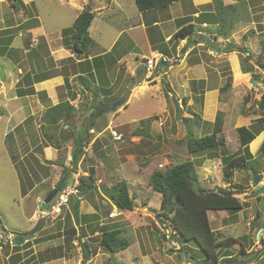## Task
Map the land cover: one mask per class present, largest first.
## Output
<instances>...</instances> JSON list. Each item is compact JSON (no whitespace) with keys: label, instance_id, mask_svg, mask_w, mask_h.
<instances>
[{"label":"rangeland","instance_id":"1","mask_svg":"<svg viewBox=\"0 0 264 264\" xmlns=\"http://www.w3.org/2000/svg\"><path fill=\"white\" fill-rule=\"evenodd\" d=\"M49 1L35 0L36 9L35 7L28 9V14L33 18L35 16L33 15L35 9L41 25L48 31H53V33L71 27L73 22L71 11L60 7L56 2L50 4ZM1 2L0 0V29L2 26H7L13 21L11 11L6 5L10 4V0H5L2 4ZM218 6H221V10H224L222 13L224 20L229 19L231 13L237 9L233 6H227V8L220 4ZM18 16H22L21 13ZM150 16L156 19V11L155 13H151ZM202 22L207 24V28L201 27ZM33 23L34 21L31 20L20 24L17 28L0 30V39L10 35L13 36V39L15 38L13 44L11 43L12 45L7 46V51H10L9 47L13 48L10 54L11 60L2 57V50L6 49V46L2 48L3 46L0 44V69H2L4 76L8 73L6 65L12 67L13 70L10 71L11 75H16L17 68L15 65L20 64V59L17 58V47L24 45V48L28 49L30 44L32 47H35L37 44L40 46L42 43L45 45L44 41H46V38L37 40L33 36H29L23 32V35L22 33L21 35H17V31L21 32L26 26H32ZM140 24L143 25L142 14L138 12L133 2L127 10L126 15L119 13L113 18L106 16L102 21L101 18L95 19L88 30L90 42L93 44L90 46L88 45L89 43H86L87 51L90 54L97 55L109 51L108 55L104 54L94 61L82 63L80 68L83 71L81 74L77 73L75 76L80 78H75L69 84L70 95L75 90L77 91L80 86H82V90H84L83 87H87L90 93L97 92L98 94V99L93 94H91L92 99L89 94L87 95L88 100L86 102L94 103V112L92 109L89 113L90 109H86L88 113L81 116V119H78L80 124L86 122L87 125L91 121L90 119L96 120V126L102 132H100L101 137L96 139L95 147H92L94 153L91 147L87 151L84 148L87 161L84 166L87 170L84 171L86 175L89 172L94 173V184L96 186L93 190L87 191L89 194H87L85 199L88 204L90 203L96 207L97 219H100L104 224L110 222L113 225L112 227H102L103 232L120 229L122 232L121 236L129 242L128 248L110 255L97 245L98 236H95L89 239V244L87 243L89 247L88 253L90 251L89 256L96 257L94 264H144V257L147 259L149 256H153L156 260L167 261L169 256L174 254L179 255V252L176 250L179 243L176 238L172 240L171 237L173 233H176L164 227L157 218V215L161 211V195L151 190L148 186V178L155 170L164 172L176 164L191 161L195 166L197 176V185H194V187L204 190L221 188L226 190V192L232 193L235 192L236 187L242 188L244 193L233 195L242 204L241 211L233 217L225 215L222 224L225 228L217 230V232H220L221 236L225 238H241V243L245 246L246 250H249L246 256H250L248 261L253 264H264V230L260 234L259 241L253 240L252 235L254 234L255 224L253 226L251 224L255 217H259L260 211L261 216H263L264 196L260 197V195L264 194V182L258 184V188L255 187L251 181V170H247L241 172L234 171L229 183H225L222 172L223 156H219L220 154L223 155L226 150L229 153H237L239 149L242 155L247 158L249 157V159H253L261 153L260 147L262 144L258 149H254L256 140L248 145L247 150L242 148L239 145L237 129L241 127L249 130L258 129L259 131L264 129L258 123V119L263 116L264 112L257 105V100L264 93V85L259 87L257 83H249V80H243L242 82H237L235 85L233 83L230 85V81L233 82V76L228 62L224 58L218 59L217 62L211 60L216 55L212 50H209L208 54H202L204 61L213 70L207 69V72L215 74V77L220 79L219 86L217 87V100L220 103L212 109V120H210L209 116H204V96H195L194 100L181 102V100H186L185 97L181 96L184 92L180 91L177 85L175 86V82H173L169 75L170 80L168 82L169 78L166 75L164 76L162 70L157 66L152 70V73L149 71L145 72L143 80L131 85L136 78V72L142 67L145 70L147 60L152 59L154 56L156 57V54L150 58L140 57L141 55H146V41L156 46V29L149 27V31H147L148 35L145 37ZM214 24L215 22L211 20L207 13H201V18L193 20L194 29L199 32L194 33H203L205 35L211 33V31H222L219 26L218 29H215ZM32 40H34L33 43L31 42ZM247 40L249 39L247 38ZM62 43L66 45L64 40H62ZM49 45V48H47V50L50 49L49 52L59 46L52 41ZM256 46L259 48L258 44ZM110 47L111 49L109 50ZM68 49L72 50V47L69 46ZM124 50L130 51L127 52V56L121 63L118 59L121 58V51ZM41 52L44 55V51ZM133 53H137V58L133 56ZM172 57H174L175 61L178 60V57L174 54ZM30 58L32 57L30 56ZM53 58H47L41 64L40 61H37L35 62L36 66L32 67L35 69L39 68L40 70L45 63L46 68L55 73V67H58L59 61H55V58L53 61ZM65 59H67V63H75L72 62L74 61L72 57ZM99 63H102V66L99 67ZM72 69L75 70L74 68ZM70 75V71L64 74L65 78ZM262 80L264 84V76ZM189 83L191 89L192 84L191 82ZM67 84L66 81L64 89L67 88ZM227 84L229 86L226 90L220 93V89ZM14 86L15 88L19 87V85ZM0 87L2 88L1 85ZM126 90L131 91L127 101L114 109L112 104L123 97ZM177 90L182 93L177 92ZM102 92L104 95L101 94ZM5 93H8V88H6ZM18 93L20 92L17 91ZM1 100L2 98H0V102H2ZM211 104H214L213 99ZM75 107L80 110L78 115L85 110L81 107L80 103ZM44 111L41 112L43 114L41 118L43 127L39 130L42 134H36L33 131V141L37 142L38 138L40 139L41 136L44 138V135L47 137V133L50 134L52 132L54 140H58L59 142L57 148L61 149L60 145L62 141H65V137H63L64 131L69 128L76 134L75 128L71 124L74 118L70 117L69 120L63 122L64 117L61 115L58 122L50 126L45 122ZM218 112L221 114V136L225 140V148L221 146L218 151L206 150L205 152L190 154L186 144L187 130L192 133L194 138L210 135ZM194 114H197L199 117H195ZM241 115L248 120H242ZM186 119L187 121H185ZM5 126V121L3 119L1 121L0 118V264H8V255L16 250L15 244L9 245L7 243L11 238L14 240L11 229L21 230L28 225L25 215L19 213L17 204L15 203L20 194L19 184L16 179L17 173L18 178L30 175L31 173L29 172H32L33 176L38 175L37 177H39L41 171H48L47 165L51 164L47 162V165L45 164L46 168L42 167L44 165L43 162H40L36 158L33 159L31 155H27L25 158L26 164L15 166V170L5 151L6 148H10L8 146L9 143H5L2 137ZM65 127L67 128L64 129ZM110 132L120 135L121 140L114 141ZM91 135L94 138L98 136V133L93 131ZM42 144L45 145L44 141ZM53 145L56 147V142ZM22 149L23 153H27L29 147L25 145ZM8 153L11 156L12 153L9 151ZM62 153L66 154V151L62 150ZM53 166L64 169L61 162H54ZM252 166L254 165L252 164ZM257 169L259 173H264V159H262V163ZM15 171H17L16 175ZM99 180L101 182L98 183ZM120 181H125L128 185L129 194L132 197L134 206L132 211H122L113 208L112 201L108 195V189L111 185ZM71 185L72 181H67V186L70 187ZM98 189L102 194H99ZM69 200L68 206L69 211H71L72 203L77 200L75 195L70 196ZM69 211L65 207L62 213L55 219H46L45 224L47 226L40 232V236L54 233L55 226L60 219L61 221L67 217L70 219ZM110 211L114 214L112 218L108 217ZM107 217L109 219L103 220ZM98 224L96 222V225ZM3 225L8 230L4 229ZM249 230L251 232L250 235ZM234 245L236 246V244L231 246ZM257 246L262 247V249L260 247L261 251H259L260 249L256 250ZM68 247L67 245L64 250L65 254H69L70 257L78 256L79 253L76 247L71 246L70 249ZM77 247L79 248V252L84 254L85 250L82 245H78ZM252 247L258 252H254L251 249ZM185 248L189 252H186L187 255L194 257L196 260L200 259L199 261L201 259L204 260L203 253L198 250L193 242H186ZM29 252L25 253L29 254ZM140 252L149 255L139 256ZM179 257L176 256L175 259L178 260Z\"/></svg>","mask_w":264,"mask_h":264},{"label":"crops","instance_id":"2","mask_svg":"<svg viewBox=\"0 0 264 264\" xmlns=\"http://www.w3.org/2000/svg\"><path fill=\"white\" fill-rule=\"evenodd\" d=\"M1 1V4L5 2V0ZM20 2L25 6V8L20 7L16 11L10 7L9 3L6 4L11 11V18L13 21L7 26H2L0 30L17 28L20 26V24L33 20L34 23L32 26L28 25L23 30L19 29L21 32L17 31V35H21L23 32L27 33L29 36H33L37 40L40 38H46V41H44L45 45L42 43L40 46L37 44L35 47H32L30 44L28 49L24 48V45H22V47H17V58L20 59L21 66L20 64L15 65L17 68V72L15 73L16 75H11L10 71L13 69L9 65H6L8 73L7 75L5 74L4 81L1 83L2 88L0 87V98H2V102H0V118L1 121L3 119L6 123L2 134L3 141H5V143L8 142V146L10 148L4 149L9 157L11 165L15 170V166L26 164L25 158L27 155H31L33 159L36 158L40 160V162H43L44 165H41L42 167H45L47 162L51 164H46L48 166V171H41V175L39 176L40 178L37 177L38 175L33 176L32 172H29L31 174L28 176L18 178V173L16 175L17 171H15L17 183L19 184L20 189L18 200L15 203L17 204L19 213L25 215V220L28 225L23 227L21 230L11 229V234H32L33 238L27 242L25 241L21 246H19L17 250L8 255L9 258L7 263L94 264L96 257H92L91 255L89 256L90 251L87 253V255L81 254L77 246L82 245L84 250L89 249V239L101 234L103 231L102 227H112L113 225L110 222L104 224L100 219H97L96 207L90 203L88 204L85 199L87 194H89L88 192L79 190L78 194L80 195H78V198L76 197L77 201L72 203L71 211H69L68 204L66 206V209L70 214V219L68 217L62 221L60 219L55 226L54 233H51L50 235L40 236V232L44 230L47 225L45 224V220H43L42 223H39L40 221L36 219V216L38 214L39 208L41 209L40 204L42 200H44L47 194L56 189V184L63 176L64 169H67L68 172H70V176L66 180V186L67 181L69 180L72 181V184L75 182L78 184L79 178L85 177L84 175H86V172L84 170H87L86 167V169L84 168L86 165L85 163L87 162L86 151L91 147L93 152V143L96 141V139L101 137L102 132L100 134L98 133V136L91 138V141L86 145L87 148L85 147V154L79 159L76 166H73L69 161V159H71L73 151L72 147L74 145L72 138L75 135L72 129L68 128L64 131L65 141H62L60 145L61 149H58L53 145L56 140H54V136H52L51 133H47V137L44 135V138L41 136L40 139H37V142L33 141L32 134H34L33 131H35L36 134H42L39 132V130H41L43 127L41 120L43 114H41V112L49 108V106L52 107L62 101H67L70 105L75 107L79 103H85V99L88 97V94L90 95L91 99L93 98L87 87H83L84 90H82V86H80L77 91L75 90L76 92L74 91L71 93L72 95H70L69 84L72 83L75 78H80L75 76L77 73L81 74L83 71L80 68L82 63L94 61L96 58L102 57L104 54L108 55L109 51L97 55L90 54L88 51L85 53H76L68 49L69 46L62 43V32L65 29L54 33L53 31H48L41 25L38 20L39 18L37 13H35V0H20ZM52 2H56L60 7L67 8L68 11H71L73 22L87 7H90L91 11L94 13L93 21L97 18H101L102 21L106 16L113 18L119 13H124L126 15V12L131 7L132 2L135 5V0L49 1L50 4H52ZM219 4L224 5L225 8H227V6H233L237 9L231 13V17L229 19L224 20L222 18V13L224 10H221V6H218ZM32 7H35L33 13L35 16H33V18L28 14V9H31ZM153 10L156 11V19H153L150 16L151 13H155V11H138L140 14H142L143 21V25L140 24V27L144 31L145 37L148 35L147 31H149V27L155 28L156 46L166 47L168 54H162L159 48L146 41V55H141L140 57L150 58L156 54V56L162 55L168 58L170 64L169 66H165L162 69V72L164 76L166 75L168 77L169 75L173 82H175V86L177 85L178 89L184 92L183 95L181 94V96L185 97L186 100H181V102L191 100L195 96H204V116L206 115L210 118L212 116V109H214L216 105L220 103L217 100V87L219 86L220 79L215 77V74L207 72V69H212L202 57V54H208L209 50L211 49L205 46L204 42L197 38L196 33L199 32L197 30L195 31V29L194 32L196 33H194V35L191 37L188 36L185 39H176L174 37L179 26L188 23L193 25V20L201 18V13H207L211 20L215 22V29H218L219 27L222 29V31H211V33L205 35L215 38L220 44L219 48L221 51H213L216 55L212 57L211 60L217 62L218 59H226L233 76V82L230 81V85H232V83L235 85L237 82H242L243 80H249V83L252 84L257 83L259 84V87L264 85L262 80L264 71L260 69L256 63V59L260 54L261 43L264 41V0H181L172 3L167 7ZM19 13H21L22 16H18ZM92 23L89 29L91 28ZM201 27L207 28V24L202 22ZM251 30L254 31L253 34L247 33ZM202 35L204 34L202 33ZM247 38L249 40H247ZM14 39L12 36V44ZM51 41L57 43L59 46L58 48L49 52L50 49L47 50V48H49V43ZM11 43L8 46L12 45ZM92 44L93 43H90V46ZM256 44H258L259 48L256 46ZM9 48L10 51H7V48L2 54V57L11 60L10 54L13 48ZM226 48H229L231 52L224 53L223 50ZM30 49H34V53L30 52ZM110 49L111 47L109 50ZM241 49H245V51L242 52ZM41 51H44V55ZM128 51L130 50L121 51V58L118 59L119 62H123ZM173 54L178 57V60H174V57H172ZM30 56L32 58H30ZM133 56L137 58V53H133ZM51 57H54L55 61H59L58 67H55V73L51 70H48L45 63L43 64V67L40 66V70L39 68L35 69L32 67L36 66L35 62L40 61L41 64L43 60H46L47 58L50 59ZM70 57L74 59L72 62L75 63H67V59L65 58ZM242 62L251 68V71L243 73L241 70ZM100 66H102V63H99V67ZM67 71H70L71 75L66 77V79L64 74ZM214 71L217 72L216 69H214ZM132 74L131 76H133ZM254 77H257V79H254ZM170 78L167 80L168 82ZM66 81L68 84L67 88L64 89L63 87L66 85ZM189 82L192 84L191 89ZM14 85H19V87L15 88ZM6 88H8V93H5ZM172 90L174 89L172 88ZM17 91L20 93L17 94ZM180 91L177 90V92L182 93ZM101 94L104 95L103 92ZM212 99L214 104H211ZM77 101L79 102L76 104ZM90 112L91 110L89 113ZM86 113H88L87 110H84L80 113V115H78L79 117L77 116L76 118L72 119L71 124L75 128V132L82 130L83 127L87 126L86 122H84V124H80L78 121V119H81V116ZM240 117L242 120L247 119L243 117V115ZM210 120H212V118ZM80 125L83 127H80ZM66 128L67 127L64 129ZM92 131L93 130L89 131V133L92 134ZM255 140L256 145L254 149H258L259 146L264 142V129L259 131L253 141ZM43 141L45 145L42 144ZM25 145L29 147L27 153H23L22 147ZM62 150H65L66 154H63ZM8 151L12 153L11 156L9 155ZM54 162L63 163L64 169L53 166ZM99 182L101 181L99 180L98 183ZM98 191L99 194H102V192L100 193L99 189ZM261 196L263 197L264 194L260 195V197ZM113 208L117 209L114 206ZM109 213H111V211ZM107 219L109 218L107 217L103 220ZM96 222L99 224L96 225ZM3 228L5 229L6 226L3 225ZM223 228L225 227L220 225V227H217L216 229L222 230ZM250 234L251 232L249 230V235ZM221 237L225 238L223 236ZM253 237L254 236L252 235V238ZM67 245L69 246L68 249H70L71 246L76 247V250L79 253L78 256L70 257L69 254H65L64 250L66 249ZM230 247L233 250L238 251L240 245H234ZM251 249H253L254 252H258L254 250V247ZM261 249L259 251H261ZM27 251H30L29 254L25 253ZM248 253L249 250H246L245 248V255L242 256L246 257ZM148 255L149 254L140 252L139 256ZM176 256L179 257L178 254L169 256L167 261L156 260V258L153 256H149L150 259H146V257H144V264H196L197 261L196 259H194V263L191 261H184L180 257L178 260H176ZM228 258L229 257H224L223 260H227ZM244 264L253 263L246 261Z\"/></svg>","mask_w":264,"mask_h":264},{"label":"trees","instance_id":"3","mask_svg":"<svg viewBox=\"0 0 264 264\" xmlns=\"http://www.w3.org/2000/svg\"><path fill=\"white\" fill-rule=\"evenodd\" d=\"M177 1L181 0H135V5L139 12H146L153 9L167 7ZM10 7L14 10H17L20 7L25 8L20 0H10ZM93 18L94 13L91 11L90 7H87L75 19L72 26L62 32V40H64L67 46H71L74 52L85 53L87 51L86 43H89L88 45L91 43L88 36V29L93 21ZM247 33L253 34L254 31L251 30ZM192 35H194V26L188 23L179 26L174 37L176 39H185L186 37H191ZM11 40V35L1 38L0 44L3 46L2 48L6 46L7 49ZM156 47L159 48L162 54H168L166 47ZM6 49H3L2 53H4ZM241 51L244 52L245 49H241ZM30 52L34 53V49H30ZM223 52L229 53L231 50L226 48ZM256 61L257 66L264 71V41L261 43L260 54ZM250 69L251 68L242 62L241 70L243 73L251 71ZM254 79H257V77H254ZM228 86L229 84L222 87L220 89V93L225 91ZM91 94L95 95L98 99L97 92H93ZM85 100H88L87 97ZM257 105L259 109L264 112V93L261 95L260 99L257 100ZM81 106L85 110L93 109L94 112V103L85 102L82 103ZM79 111L80 110L70 105L69 102L62 101L50 108H47L44 111V119L45 122L51 126L58 122L61 115L64 117L63 122H66L70 119V117L76 118ZM194 116L199 117L197 114H194ZM90 120L91 121H89L88 125L82 130L76 131V134L74 133L75 135L72 138L74 145L70 162L73 166H76L79 159L85 154L84 148L91 141L92 135L89 131L93 130L97 133L101 132V130H99L96 126V120ZM185 121H187V119ZM258 123L262 128H264V114L258 119ZM221 128V114L218 112L216 120L213 124L212 133L210 135L202 138H194L192 133L187 130L186 144L188 152L190 154H196L198 152H205L206 150L218 151L221 146H224L225 148V140L221 136ZM258 133V129L249 130L245 127L238 128L237 135L239 145L247 150L248 145L255 139V136ZM51 135L54 136L52 132ZM96 142L97 140L93 143V147H95ZM58 146L59 142L56 140V148ZM260 151L261 153L253 159L243 156L240 149L237 153H229L226 150L223 155L220 154L219 156H223V181L225 183H229L230 177L234 171L241 172L251 170V175L259 173L257 168L262 163V159H264V142L260 147ZM252 164L254 166H252ZM69 176L70 172H68L67 169H64L63 176L56 184L55 190L58 192L62 191L66 187V180ZM94 179L93 172L88 173L85 177L79 178L77 185L78 191L87 192L93 190L96 187ZM196 182L197 176L195 173V166L191 161L176 164L164 172L155 170L148 178V186L151 190L161 195V211L157 215L159 222L167 229H171L176 233L171 235L172 240H175L176 236H181L183 238L184 245L180 247L178 252L180 253L182 250L187 252L185 243L191 241L204 255V260H197L196 264H221L224 257H229L227 261H233L238 254L245 255V246L241 243V238H222L221 233L217 232L216 229L223 224L225 215L233 217L241 211L242 204L233 195L244 193L242 188L236 187V190L233 193L226 192V190L221 188L204 190L194 187V185H197ZM108 192L109 198L114 207L122 211L133 210L134 206L132 197L129 194L128 185L125 181H120L111 185ZM259 214H261V211ZM255 223L256 220L254 219L251 223L252 226ZM13 235L14 246L17 250L19 248L17 237L24 234L13 233ZM121 235L122 232L120 229H113L109 232L102 231L101 234L98 235L97 245L110 255L123 251L129 247V242ZM253 236L255 235L253 234ZM253 240H255L254 237ZM233 244L240 245L238 251L233 250L230 247ZM87 253L88 249L84 251L85 255H87ZM206 260L208 261L207 263Z\"/></svg>","mask_w":264,"mask_h":264},{"label":"water","instance_id":"4","mask_svg":"<svg viewBox=\"0 0 264 264\" xmlns=\"http://www.w3.org/2000/svg\"><path fill=\"white\" fill-rule=\"evenodd\" d=\"M197 37H198V39L200 41L204 42V44L206 46H208L212 51H218V52L221 51L220 48H219L220 44L216 41L215 38H212V37L206 36V35H202V34H197ZM144 76H145V70L142 67L137 72L136 78L133 80L131 85L135 84L136 82H138L140 80H143ZM3 81H4V74H3L2 69H0V85H1V83ZM129 94H130V90H126L125 91V95L123 97H121L117 102L112 104V107L115 109V107H119L122 104H124V102L127 101L128 97H129ZM251 181H252V184L255 187H257L258 184L264 182V173L253 174L252 177H251ZM57 192H58L57 190H53L49 194H47V196L44 198V200H42V202L40 204L41 209L44 210V209L47 208V205L50 204L52 199L56 196ZM78 195H80V194H76L77 198H78ZM81 195H83V194H81ZM262 217L264 218V212H263V216ZM263 218L257 219L256 224L254 226V228H255L254 229V235H255L254 238H255L256 241L259 240L260 234H261V232L264 229V219ZM39 221H40L39 223H42V220H39ZM31 238H33L32 234H24V235L18 236L17 237L18 246H21L23 244V242H25V241L27 242ZM176 239H177L179 245L182 247L184 245L183 238L181 236H176ZM179 256L184 261H191L193 263L195 262V260L192 259V257L187 255L185 250H182L179 253ZM249 258L250 257L243 258L242 255L238 254L237 257L235 258V260H233V261L223 260L221 262V264H242V263H245L246 261H248Z\"/></svg>","mask_w":264,"mask_h":264},{"label":"built area","instance_id":"5","mask_svg":"<svg viewBox=\"0 0 264 264\" xmlns=\"http://www.w3.org/2000/svg\"><path fill=\"white\" fill-rule=\"evenodd\" d=\"M34 40L31 42L33 43ZM169 60L167 57L159 55V56H154L152 59L147 60L146 66H145V72L149 71L152 73V70L157 66L159 69H163L166 65L169 64ZM93 132V131H92ZM111 137L114 141H120L121 136L116 134L115 132H110ZM77 182L73 183L70 187L66 186L62 191L57 193V195L52 199L49 205H47L46 209H40L38 211V214L36 216L37 220H46V219H55L58 217L61 213L63 208H65L69 202V197L76 195L78 193V186ZM245 195V194H243ZM114 216L113 213H110L108 215L109 218H112ZM9 240L7 243L9 245H13L14 241ZM180 249V246H177L176 250L178 251ZM260 249V246H257L256 250Z\"/></svg>","mask_w":264,"mask_h":264},{"label":"flooded vegetation","instance_id":"6","mask_svg":"<svg viewBox=\"0 0 264 264\" xmlns=\"http://www.w3.org/2000/svg\"><path fill=\"white\" fill-rule=\"evenodd\" d=\"M137 73V72H136ZM259 218H263L262 216H261V214L259 215V217L258 218H256L255 217V220L257 221V219H259ZM264 219V218H263ZM256 224V223H255ZM264 230V229H263Z\"/></svg>","mask_w":264,"mask_h":264},{"label":"clouds","instance_id":"7","mask_svg":"<svg viewBox=\"0 0 264 264\" xmlns=\"http://www.w3.org/2000/svg\"><path fill=\"white\" fill-rule=\"evenodd\" d=\"M196 35H197V34H196ZM169 64H170V63H169ZM169 64H168V65H169ZM168 65H166V66H168ZM57 193H59V192H57ZM56 195H57V194H56ZM75 196H76V195H75ZM42 221H43V220H42ZM259 238H260V237H259ZM179 246H180V245H179ZM180 247H181V246H180ZM179 250H180V249H179ZM179 250H178V251H179Z\"/></svg>","mask_w":264,"mask_h":264}]
</instances>
